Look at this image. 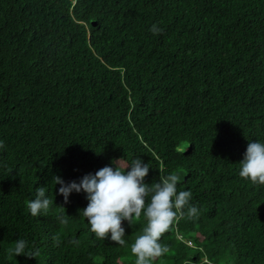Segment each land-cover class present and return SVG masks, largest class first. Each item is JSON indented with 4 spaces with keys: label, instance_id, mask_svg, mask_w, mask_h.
<instances>
[{
    "label": "trees",
    "instance_id": "trees-1",
    "mask_svg": "<svg viewBox=\"0 0 264 264\" xmlns=\"http://www.w3.org/2000/svg\"><path fill=\"white\" fill-rule=\"evenodd\" d=\"M0 141V264H135L143 215L125 246L97 239L86 194L65 204L54 177L137 157L200 210L152 264H264V185L239 176L264 143V0H0ZM39 187L53 203L33 217Z\"/></svg>",
    "mask_w": 264,
    "mask_h": 264
},
{
    "label": "clouds",
    "instance_id": "clouds-1",
    "mask_svg": "<svg viewBox=\"0 0 264 264\" xmlns=\"http://www.w3.org/2000/svg\"><path fill=\"white\" fill-rule=\"evenodd\" d=\"M149 30L153 35H159L163 31L156 24ZM5 147V143L0 141V149ZM119 161L121 159L116 160ZM113 164L115 167L105 166L95 174L83 176L79 183H65L61 177L55 176V185H60L58 193L67 204L71 193L84 192L88 204L82 213L90 225V231L97 239L110 238L120 246L126 245L122 222L127 221L133 225L143 215L147 224L143 233L131 245V253L136 257L135 264H152L168 252V248L159 241L170 230L178 215L183 217L186 214L189 219L195 220L199 218L200 210L190 203L191 191H177V185L182 181L180 174H169L161 181L148 185L144 181L150 167L140 158L133 159L130 164H117L114 161ZM240 165L241 178L253 185H264V143L250 142ZM52 203L46 195V187H39L35 198L27 202V209L33 217H38L46 215ZM58 219L61 224L68 223L63 215ZM184 241L191 242L188 239ZM72 243L79 244V241L74 240ZM27 247L26 240L18 239L11 253L15 257L24 255L29 258L40 254L38 249L26 251Z\"/></svg>",
    "mask_w": 264,
    "mask_h": 264
},
{
    "label": "rangeland",
    "instance_id": "rangeland-1",
    "mask_svg": "<svg viewBox=\"0 0 264 264\" xmlns=\"http://www.w3.org/2000/svg\"><path fill=\"white\" fill-rule=\"evenodd\" d=\"M122 161L117 162V164L121 163ZM123 163V162H122ZM186 240V238H184ZM187 244L192 245L191 242H187Z\"/></svg>",
    "mask_w": 264,
    "mask_h": 264
}]
</instances>
